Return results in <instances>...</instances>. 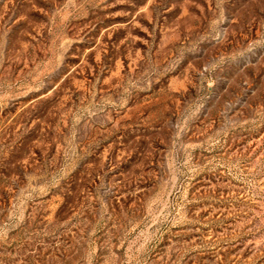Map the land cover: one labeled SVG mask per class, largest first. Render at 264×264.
Returning <instances> with one entry per match:
<instances>
[{"label": "rangeland", "instance_id": "1", "mask_svg": "<svg viewBox=\"0 0 264 264\" xmlns=\"http://www.w3.org/2000/svg\"><path fill=\"white\" fill-rule=\"evenodd\" d=\"M0 264H264V0H0Z\"/></svg>", "mask_w": 264, "mask_h": 264}]
</instances>
